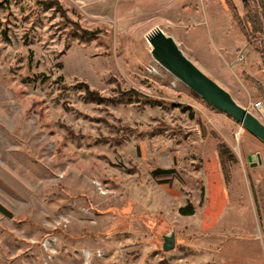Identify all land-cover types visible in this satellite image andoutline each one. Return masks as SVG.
<instances>
[{
  "label": "rangeland",
  "instance_id": "rangeland-1",
  "mask_svg": "<svg viewBox=\"0 0 264 264\" xmlns=\"http://www.w3.org/2000/svg\"><path fill=\"white\" fill-rule=\"evenodd\" d=\"M154 27L264 123L241 0H0V264H264V144L158 64Z\"/></svg>",
  "mask_w": 264,
  "mask_h": 264
},
{
  "label": "water",
  "instance_id": "water-1",
  "mask_svg": "<svg viewBox=\"0 0 264 264\" xmlns=\"http://www.w3.org/2000/svg\"><path fill=\"white\" fill-rule=\"evenodd\" d=\"M152 57L165 70L182 82L192 92L240 123L246 131L264 144V123L252 112L240 105L224 87L204 73L178 47L175 40L159 27L151 29L148 38ZM248 156V160H252ZM259 160V159H258ZM0 213L11 218L12 211L0 203ZM161 248L168 251L174 247V234L170 231L162 236Z\"/></svg>",
  "mask_w": 264,
  "mask_h": 264
},
{
  "label": "trees",
  "instance_id": "trees-1",
  "mask_svg": "<svg viewBox=\"0 0 264 264\" xmlns=\"http://www.w3.org/2000/svg\"><path fill=\"white\" fill-rule=\"evenodd\" d=\"M250 1H253V0H241V2L243 4V9L245 12V18H246L247 22L250 23L252 26L250 31L263 33L264 22L261 21L260 14H258L256 11L253 14L250 13L251 12ZM256 1L257 2L259 1L258 5L263 10L264 9V0H256ZM47 3L50 5L55 4L56 6H58L55 1H48ZM234 19L238 22L237 17H234ZM250 31L249 30L245 31V36L247 38V41H249V39H250ZM262 54H264V50L262 51ZM263 59H264V55H263ZM81 87L86 91V93H88L92 97L96 98L97 100H103L102 97H99L95 91L89 90V87L86 83H82ZM222 149H225L223 145L219 147L220 156H222V152H221ZM222 167H223V162H222ZM162 172L167 174L169 171L163 170ZM226 179H227V176H226ZM179 213L182 215H191L193 213V206L191 204H187L185 206H182L179 208Z\"/></svg>",
  "mask_w": 264,
  "mask_h": 264
},
{
  "label": "built area",
  "instance_id": "built-area-1",
  "mask_svg": "<svg viewBox=\"0 0 264 264\" xmlns=\"http://www.w3.org/2000/svg\"><path fill=\"white\" fill-rule=\"evenodd\" d=\"M254 108L256 109V110H258V111H264V109H263V104L261 103V101L260 100H257V101H255L254 102Z\"/></svg>",
  "mask_w": 264,
  "mask_h": 264
},
{
  "label": "bare ground",
  "instance_id": "bare-ground-1",
  "mask_svg": "<svg viewBox=\"0 0 264 264\" xmlns=\"http://www.w3.org/2000/svg\"><path fill=\"white\" fill-rule=\"evenodd\" d=\"M150 34H151V30L148 31V32L146 33V35H145V39H146L147 42H148V38H149Z\"/></svg>",
  "mask_w": 264,
  "mask_h": 264
}]
</instances>
